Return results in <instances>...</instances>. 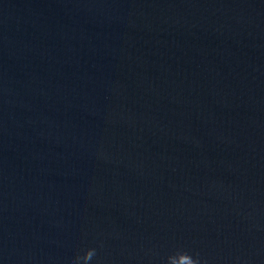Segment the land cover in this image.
Masks as SVG:
<instances>
[{
  "label": "water",
  "instance_id": "obj_1",
  "mask_svg": "<svg viewBox=\"0 0 264 264\" xmlns=\"http://www.w3.org/2000/svg\"><path fill=\"white\" fill-rule=\"evenodd\" d=\"M0 264H264V0H0Z\"/></svg>",
  "mask_w": 264,
  "mask_h": 264
}]
</instances>
